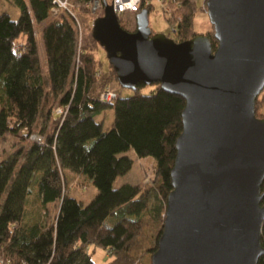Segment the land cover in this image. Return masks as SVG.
Here are the masks:
<instances>
[{"label":"trees","instance_id":"16d2710c","mask_svg":"<svg viewBox=\"0 0 264 264\" xmlns=\"http://www.w3.org/2000/svg\"><path fill=\"white\" fill-rule=\"evenodd\" d=\"M15 1L21 10L18 18L8 11L0 13V136L31 137L41 110L46 109L48 123L39 131L42 141L33 139L26 150L21 145L0 159V255L9 259L7 264H94L92 249L102 247L110 255L106 264H142V256L133 250L141 244L148 219L161 222L151 251L158 247L173 188L171 170L186 99L165 90L160 82L142 92L149 84L141 81L132 95L116 90L113 100H102L95 85H107L110 78L120 81L109 60L105 67L96 56L100 43L92 35L89 0L70 3L86 32L79 47L73 13L61 9L54 14L53 0ZM202 7L203 0H180L168 16L171 24L177 22L171 37L182 41L197 34L195 20ZM146 8L150 13L156 7L151 3ZM129 13L119 18L124 28ZM51 14L42 31L47 88L33 16L43 21ZM213 28L211 24L207 33L216 47ZM53 100L65 107L63 113L55 114ZM263 102L264 89L256 100V114L261 117ZM108 108L114 109V117L105 128L106 116L102 120L96 116ZM132 151L139 158L155 159L156 179L145 186L128 181L116 187L117 177L134 164ZM69 172L81 173L96 185L98 192L90 202L66 192L71 184ZM35 182L44 206L60 200L50 224L44 213L33 221L25 217V201ZM116 212L120 218L108 226L106 218ZM258 264H264V253Z\"/></svg>","mask_w":264,"mask_h":264},{"label":"water","instance_id":"95a60500","mask_svg":"<svg viewBox=\"0 0 264 264\" xmlns=\"http://www.w3.org/2000/svg\"><path fill=\"white\" fill-rule=\"evenodd\" d=\"M208 33L153 32L149 10L124 28L111 3L92 35L124 87L160 82L186 99L163 231L152 264H258L264 253V0H206Z\"/></svg>","mask_w":264,"mask_h":264},{"label":"rangeland","instance_id":"374dc122","mask_svg":"<svg viewBox=\"0 0 264 264\" xmlns=\"http://www.w3.org/2000/svg\"><path fill=\"white\" fill-rule=\"evenodd\" d=\"M69 1L70 3H72V5L73 3L76 2V0H69ZM64 9L65 8H63V10ZM2 11H8L11 14L12 18L14 19L18 18L21 12L20 7L18 6L15 0H0V13ZM129 15L131 16V18L127 22V29L134 30L136 27L134 14L130 12ZM168 16L169 15L166 12H164L163 9L159 6H156L155 9L150 11L149 23L153 32H164L170 36H173L172 24L168 20ZM52 18H53V14H51L47 19L43 21H38L36 17L33 16L35 34L39 46L41 64L44 73V81L47 88L49 87L48 64L46 59V50L43 41L42 31H43V26L47 22H49ZM195 23H196V28L200 33H207V31L211 29L212 23L209 14L207 13V11L204 10V7H202L201 10L197 13ZM95 52H96V56L104 62V65L106 67L108 57L104 47L98 45L96 47ZM106 74L111 76L110 71H108ZM109 81L121 95H132L135 92V90L132 88L122 86L116 79L110 78ZM100 88H101V84L98 85L96 84L94 87V89L97 91ZM150 88H151V84L143 87L141 91L149 92ZM52 105L54 106L55 109L59 104L57 103V101L53 100ZM0 109H1V104H0ZM261 112L264 114V102L261 107ZM104 115L106 117L103 119ZM113 117H114V109L112 108H108L105 112L96 116L98 120H102V119L104 120L105 128L111 125L113 121ZM46 121H47L46 109L41 110L40 114L38 115L37 121L34 125L35 128L34 134H40L39 131L45 125ZM32 140H33L32 137L23 139L21 138L20 135H15V134H7L4 136H0V159L2 157H6L12 154L21 145H23L24 150H26L29 147ZM131 153L134 154L133 151ZM21 161H23V157ZM153 165H154L153 158L151 157L139 158L134 154V164L127 178L129 179L132 177L131 179L134 180L136 179L137 181H140L139 183H143V185L145 186L147 185V183L146 184L144 183V178L146 179L147 177V172H145L146 168L151 171V167H153ZM69 175H70L71 184L66 192H68L73 196H76L84 203L90 202L98 192V188L96 187V185H94L92 181L85 175H78V173H72V172H69ZM125 175H121L117 177L114 183L116 187H119L123 183L125 178L123 176ZM59 205H60V200L49 203L48 205L44 206L41 201V196L38 193V185L35 182L31 186V192L29 193L25 201V217L33 221L37 217H39V215L41 216V214L44 213L45 221L47 222V224H50L53 222L56 214L59 211ZM119 218L120 215L118 212L112 213L106 218L105 223L108 226L114 225V223ZM160 227H161V222L152 221L150 219L147 220V224L144 227L143 234L141 236V244L138 248H135L133 250L134 254L142 256V264H152L153 252L151 251V248L155 245L156 237L160 230ZM92 250H93L92 258L94 260V264H106L107 261L110 259L109 252L106 249L102 247H96L93 248Z\"/></svg>","mask_w":264,"mask_h":264},{"label":"built area","instance_id":"2783aa9c","mask_svg":"<svg viewBox=\"0 0 264 264\" xmlns=\"http://www.w3.org/2000/svg\"><path fill=\"white\" fill-rule=\"evenodd\" d=\"M105 1L108 3H111L114 7L115 12L118 14L119 18L124 12H131L134 14V19L136 21V13L139 12L141 9L145 8L146 6H149L151 3L154 4V7L159 6L163 9L164 12H166L169 16L174 14L177 7L180 5V0H89L86 5L91 8V12L93 13V21L96 17L102 15L104 13L105 8ZM142 4L144 5L143 7ZM70 1L69 0H53V5L51 7V10L54 14H58L61 9L65 8L71 13H75L72 8L70 7ZM203 7L204 10L207 11V3L206 0H203ZM74 21L75 25L78 30V36H77V43L78 47L81 46V43L83 41L84 31L82 24L79 20V17L74 14ZM178 20L181 18L178 17ZM176 23H172V30H176ZM99 96L102 100L111 101L115 97L118 96V92L114 88V86L108 82L107 85L102 86L98 90ZM65 110V107L62 105H58L55 108V114H61ZM31 137L35 140L42 141V136L40 134H32ZM152 156L142 157V158H148ZM154 165L151 167V171L146 168L147 177L144 178V183L146 184H152L156 179L157 174V168L155 165V159L153 158ZM9 262V259L4 256L0 255V264H7ZM26 264V263H25Z\"/></svg>","mask_w":264,"mask_h":264},{"label":"crops","instance_id":"0c3cea01","mask_svg":"<svg viewBox=\"0 0 264 264\" xmlns=\"http://www.w3.org/2000/svg\"><path fill=\"white\" fill-rule=\"evenodd\" d=\"M130 171H131V169H130ZM130 171H129L128 173H126L125 176H123V177H125L123 183H124V182H128V181H129V182H134V183H139L140 181H137L136 179H135V180H134V179H131L132 177L129 178V179L127 178V176L129 175ZM78 175H83V174L78 173Z\"/></svg>","mask_w":264,"mask_h":264},{"label":"bare ground","instance_id":"6f19581e","mask_svg":"<svg viewBox=\"0 0 264 264\" xmlns=\"http://www.w3.org/2000/svg\"><path fill=\"white\" fill-rule=\"evenodd\" d=\"M72 8V10H73V7H71ZM146 8V7H145ZM136 15V14H135ZM119 17V16H118ZM93 25V24H92Z\"/></svg>","mask_w":264,"mask_h":264}]
</instances>
